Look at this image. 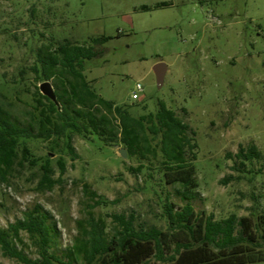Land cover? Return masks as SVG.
<instances>
[{
  "label": "rangeland",
  "instance_id": "obj_1",
  "mask_svg": "<svg viewBox=\"0 0 264 264\" xmlns=\"http://www.w3.org/2000/svg\"><path fill=\"white\" fill-rule=\"evenodd\" d=\"M101 36L112 40L85 68L99 94L136 106L137 115L164 102L194 130L200 185L191 201L195 212L221 220L249 216L253 206L264 211V0H0V100L14 119L28 120L47 82L32 71L41 50ZM159 63L167 66L162 88L154 73ZM48 82L57 92L59 81ZM137 84L144 91L135 101ZM74 145L79 159L62 156L61 178V156L40 140L28 143L36 166L28 163L9 183L0 182V230L41 207L50 214L51 252L64 257L91 218L103 222L109 234L116 228L113 216L132 211L165 229L166 196L178 208L187 203L181 187L166 185L158 168L133 173L138 165L120 155L119 144L76 137ZM250 145L263 159L242 167L234 155ZM48 155L56 184L43 189L40 168ZM92 194L114 204L97 205ZM21 238L13 245L37 258L34 241L25 232ZM0 264L20 263L0 248Z\"/></svg>",
  "mask_w": 264,
  "mask_h": 264
},
{
  "label": "trees",
  "instance_id": "obj_2",
  "mask_svg": "<svg viewBox=\"0 0 264 264\" xmlns=\"http://www.w3.org/2000/svg\"><path fill=\"white\" fill-rule=\"evenodd\" d=\"M111 40L106 36L90 38L83 44L64 40L41 50L32 71L40 82L53 78L59 81L55 92L58 105L38 92L25 123L14 119L0 100V182L9 183L28 163L36 166L28 147L33 140L47 143L51 152L61 156L57 167L62 178L66 173L62 156L73 162L79 159L74 145L79 137L88 142L99 140L106 146L119 144L127 151L128 159L138 165L130 169L133 173L158 168L166 185L181 187L187 203L178 208L170 201V195L166 196L162 214L165 229L141 221L132 211L114 215L116 228L109 234L103 222L91 218L64 257L51 252L50 214L37 207L8 230H0L3 255L20 264L264 262V211L253 206L249 216L232 214L221 220L213 214L195 212L191 201L200 186L195 167L199 147L189 124L164 102H159L153 112L134 114L136 106L105 100L93 87V81L87 79V63L101 57V48ZM234 157L242 167L263 159L255 145L241 146ZM40 171L39 186L54 187L56 170L49 155ZM92 195L98 198L97 205L114 204ZM21 232L36 244L37 258H30L13 245L14 240L22 241Z\"/></svg>",
  "mask_w": 264,
  "mask_h": 264
},
{
  "label": "water",
  "instance_id": "obj_3",
  "mask_svg": "<svg viewBox=\"0 0 264 264\" xmlns=\"http://www.w3.org/2000/svg\"><path fill=\"white\" fill-rule=\"evenodd\" d=\"M154 73L156 75L158 88H162L167 73V66L164 63L157 64L154 67ZM40 92L43 96L49 98L53 103L58 105L55 90L50 82H44L40 86ZM119 153L124 159L128 157L127 151L125 149H120Z\"/></svg>",
  "mask_w": 264,
  "mask_h": 264
},
{
  "label": "built area",
  "instance_id": "obj_4",
  "mask_svg": "<svg viewBox=\"0 0 264 264\" xmlns=\"http://www.w3.org/2000/svg\"><path fill=\"white\" fill-rule=\"evenodd\" d=\"M144 91L143 87L141 84H137L136 85V89H135V92L133 93V100L135 101H138L140 99V93H142Z\"/></svg>",
  "mask_w": 264,
  "mask_h": 264
}]
</instances>
